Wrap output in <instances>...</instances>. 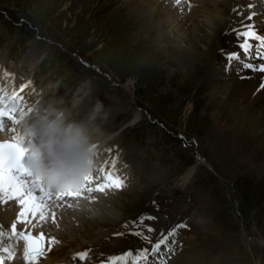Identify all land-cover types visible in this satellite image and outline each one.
Listing matches in <instances>:
<instances>
[{
	"label": "rangeland",
	"instance_id": "obj_1",
	"mask_svg": "<svg viewBox=\"0 0 264 264\" xmlns=\"http://www.w3.org/2000/svg\"><path fill=\"white\" fill-rule=\"evenodd\" d=\"M245 2L217 0L223 20L216 31L210 28L211 36L200 27L203 19L190 17L188 9L186 23L191 26L196 19L198 31L182 46L177 32L168 45L160 44L163 20L135 2L132 7L140 13L124 0H0V62L14 72L20 62L26 69L28 60L41 59L34 71L39 86L51 87L47 102L71 100L81 86H88L92 105L100 100L111 115L119 114L115 124L137 119L118 128L123 130L113 141L131 166L129 187L103 194L102 205L80 215L86 218L82 225L75 224L74 235L122 231L129 221L151 212L165 214L164 222L170 219L161 228L172 225L174 217L167 212H174L170 204L180 178L199 165L175 212L184 217L176 224L196 228L203 242H197L194 232L179 231L184 246L190 241V253L177 262L184 251L180 248L170 262L264 264V173L257 174L250 165L220 163L208 139L216 99L229 91L235 76L221 49L237 50L238 41L228 37L243 30L241 21L249 15ZM178 44L181 48L173 49ZM117 101L124 103L121 109L114 107ZM108 124L102 122L101 127L108 131ZM117 149L114 146L115 158ZM200 158L211 166L200 164ZM158 218L143 224L152 226ZM67 238L65 234L64 242Z\"/></svg>",
	"mask_w": 264,
	"mask_h": 264
},
{
	"label": "bare ground",
	"instance_id": "obj_2",
	"mask_svg": "<svg viewBox=\"0 0 264 264\" xmlns=\"http://www.w3.org/2000/svg\"><path fill=\"white\" fill-rule=\"evenodd\" d=\"M133 2L139 6V9L143 8L142 6H144V9L146 10L149 9V14H154L153 12L158 13V19L161 18L163 20L159 19L163 23V32L159 41L160 44L164 45H168L170 43L168 39H172L176 32L182 35L180 36L179 41V43L182 44V42H185V39H187L186 37L192 33L195 34L196 31H198L195 29L196 19L192 20L191 26H188V23H186V18L189 17V15H186V11H188V9H190V17L198 16V18L203 19L201 23L202 26L200 25V27L206 31H209L210 28L216 31L217 26L223 20V13L221 12L219 7L220 4L217 3V0H124V3L127 6H130L132 11L140 13L137 11L138 9L132 7ZM257 7L263 11V13L260 11V16L257 17L261 26L264 22V5H258ZM140 20H143V18ZM246 20L241 21V23L245 24ZM255 29L260 35H264V26L261 29ZM211 34V31H209L208 35L211 36ZM228 40L235 43L237 37L234 33H231ZM258 43L259 42L257 41H253V44L258 45ZM234 45L235 44H233V46ZM165 48L169 51V47L166 46ZM179 48H181L179 44L178 46L173 47V49L176 50ZM170 50L173 51L172 49ZM241 54L243 53L241 52ZM189 56L190 55L188 54V57H186L187 60H190ZM40 60L41 59H38V61L35 60V62L28 60L27 64L30 65L28 67L31 69H37V65L41 62ZM239 62L240 61H233L231 68L234 67L235 63ZM26 76L23 77V75L18 72L15 73L11 70H5L4 67H0V104L11 101L9 109L12 113L11 116L0 113V119L3 123V127L0 126V140L19 139L26 140L28 142L23 134L22 121L26 116H31L36 109L45 105L47 102L46 94L50 92L49 90L51 87L48 86L42 91H39L35 88V84L31 78ZM25 78H27L26 82H23ZM18 85H21L19 89L16 88ZM261 85H264V72L259 70L253 71L251 69H248L247 71L244 68L236 72L235 76L231 79L229 91H227L224 96L219 95L216 99L217 103L214 105L216 109L212 113L214 123L208 136L209 144L212 146L211 150L215 156L221 160L220 163H227L231 161V164H235L236 167L250 165L249 167L251 169L253 168L257 174L264 173V119H262V117H264V87H261ZM32 95L35 99L30 98ZM16 97H19V99H16ZM76 99H80V101L85 99V102H81L78 106H74V101ZM62 101L63 104L61 107L70 110L73 118L77 120H86L92 108V91L90 88L88 89V86L87 88L86 86H81L71 100L62 99ZM122 105H124V103L117 101L114 107L121 109ZM83 112H85V114H83ZM116 115L110 114L109 118L104 121L105 124H108L111 121L108 124L109 130L105 131L102 127L103 135L96 136L99 143L97 144L95 150L96 154L94 156L93 167L84 175V177L87 176L88 178H91V180L96 179L101 181L102 185H105L107 182L106 174L112 173L122 176L123 173H121V171L122 168H124L125 157L122 148L118 147L117 150L119 153L116 154V158L113 156L115 153V143L113 144V141L115 140L114 134L123 130L118 129L123 125L127 126L131 122L133 123L137 121L136 117H130L127 120L125 119V122L122 120L124 122L123 124L120 123L121 125H117L115 123L118 121V118L115 117L119 114L117 116ZM224 117H226V119H224ZM112 125L116 126L110 128ZM200 162V164H207V166H211L208 160L204 158H200ZM198 166L199 165H195V167L190 168L187 173L181 176L180 181L182 183L180 182L177 188L179 192L183 191L187 184H190L191 178L194 176L195 170ZM138 181H140V179H138ZM93 191L94 190H87L86 192L83 191L82 194L76 198L58 200L56 204L53 203L55 199H53V201H47L45 199L40 202V208H34L30 211L29 221H25L24 219L28 211L24 212L23 210L27 206H25L21 200L16 199L15 193L12 189L9 191L0 190V232L6 231L9 222H14L16 231L19 234L24 231H32L34 234L40 235L48 241H56L57 239H53L55 236L65 239V234H62V231H60V229L63 228L68 235L67 240L65 242L63 241L64 244L61 247L55 245V248L45 246L43 247L40 255L39 253L37 254L39 255V258L45 256L46 261H44L43 264H77L78 261L75 263L76 257L81 255L87 259L88 264H91L92 261L95 262L97 259L104 260L113 255L124 253L129 249L136 250L141 247H150L146 240L142 237L132 235L131 232H126L120 236L118 234L119 231L101 232L96 235L87 234L85 236L81 233L80 237L74 235L73 233L75 232L72 228V221H75L76 223H83L85 218L80 217V215L87 212L90 207L103 203L100 202V199H98L99 194H96ZM1 202L4 204L5 209L1 207ZM178 207L179 199L170 204V209H174V212L171 213L169 209L167 212L170 216L174 217L173 223L179 222L177 220L180 218V220L184 218L183 214L175 212ZM52 214L55 218L54 223L50 222V216ZM39 216L42 218L40 222L38 220ZM159 219L158 223H152L151 227L155 231L147 232L146 230L140 228L144 231L145 235L151 237L153 241L156 240L158 235H161L159 232H161V227L164 226V223L170 222V219L165 222L162 218ZM147 221H149V219H147ZM156 224H158V227H154ZM168 227L167 229L169 231L170 228ZM157 230H159V232ZM185 232H194L195 236H197V242H203V238L201 236L202 234L200 231L197 233L196 228L190 226V228ZM189 243L187 242L186 246H183L184 251L177 256V258H175V261L179 262V260H186L185 257L187 253H190V249L188 248ZM29 255L33 256L31 255V252H29ZM152 255L153 254L151 253L149 257L152 259L154 258L156 261L164 260V258L156 257L157 254H154V256ZM28 258L29 257L25 258V260L27 259L26 264H32V261L30 262ZM175 261H171L170 264H176ZM7 264H14V261L8 262Z\"/></svg>",
	"mask_w": 264,
	"mask_h": 264
},
{
	"label": "clouds",
	"instance_id": "obj_3",
	"mask_svg": "<svg viewBox=\"0 0 264 264\" xmlns=\"http://www.w3.org/2000/svg\"><path fill=\"white\" fill-rule=\"evenodd\" d=\"M80 103V99H76L74 106ZM62 104L61 99L53 98L31 116H26L22 123L28 140L29 166L49 184L67 188L79 184L93 167L99 143L96 136L103 135L101 124L110 113L104 103L97 100L88 118L77 120L70 110L61 107Z\"/></svg>",
	"mask_w": 264,
	"mask_h": 264
},
{
	"label": "snow or ice",
	"instance_id": "obj_4",
	"mask_svg": "<svg viewBox=\"0 0 264 264\" xmlns=\"http://www.w3.org/2000/svg\"><path fill=\"white\" fill-rule=\"evenodd\" d=\"M249 7H253V5H249ZM257 15L255 12L249 13L247 19L249 21L252 20V17ZM243 31H236L235 35L238 41V47L241 51H231L225 52L221 49V52L225 55L226 60L228 61V68H231L233 61H241L242 67L244 69H251L253 71L259 70L264 72V63H260L259 65L250 63L245 58H259L264 60V35H260L255 29L253 24H246L243 26ZM241 37L243 38L241 40ZM253 41L259 42L258 45L253 44ZM243 53V56L241 55ZM227 70V69H226ZM264 87V85H261ZM19 99V97H16ZM9 104L11 101L7 103L0 104V113L3 115L11 116L12 113L9 109ZM25 149L15 141H9L5 144H0V161H2V166H0V190H8L13 189L14 191H19V178L18 174H14V170L16 173L23 172L24 167L22 163V158L24 155ZM106 179L109 187H117L121 188L125 184V180L121 175L108 173L106 174ZM27 207L23 210L24 212L29 211L35 204V201L31 198L24 201ZM147 219H156V217H152L149 214H145L139 217L136 220L131 222L130 232L132 235L142 237L146 240L147 244L150 247H141L136 250L137 253L143 254V259L148 260L149 253L157 254L163 250L162 246L166 247L170 242V236L175 235L176 229H170L167 234L161 233L160 237L153 241L151 237L145 235L144 231L140 229V225ZM185 226L186 225H181ZM144 228L147 232L155 231L150 225H145ZM30 241V248L33 251H38L41 247V238H28ZM129 254H134L133 250L129 249ZM123 255H121L118 259H123ZM117 258H112V264H116ZM103 264H109V262L105 261Z\"/></svg>",
	"mask_w": 264,
	"mask_h": 264
}]
</instances>
